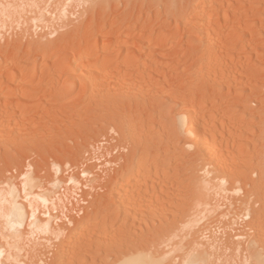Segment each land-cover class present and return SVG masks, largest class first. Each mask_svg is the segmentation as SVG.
<instances>
[{"label": "rangeland", "instance_id": "obj_1", "mask_svg": "<svg viewBox=\"0 0 264 264\" xmlns=\"http://www.w3.org/2000/svg\"><path fill=\"white\" fill-rule=\"evenodd\" d=\"M0 2V191L29 213L0 264H264V0ZM128 88L167 110L98 106Z\"/></svg>", "mask_w": 264, "mask_h": 264}, {"label": "bare ground", "instance_id": "obj_2", "mask_svg": "<svg viewBox=\"0 0 264 264\" xmlns=\"http://www.w3.org/2000/svg\"><path fill=\"white\" fill-rule=\"evenodd\" d=\"M0 3H3V2H0ZM68 3V2H67ZM66 3V4H67ZM68 5V4H67ZM66 5V6H67ZM71 4H69V6H70ZM69 6H67V7H69ZM65 7V6H64ZM7 9V8H6ZM63 9V8H62ZM8 11V10H7ZM63 11V10H62ZM178 10L175 8L174 10H173V12H177ZM63 12H70L69 11V8H66V11L64 10ZM172 11H170L169 13L172 15V13H171ZM68 13H66L67 14V16H68ZM6 14V13H5ZM59 16H61V15H59ZM64 16H65V13H64ZM2 18V17H1ZM59 18V17H58ZM66 18V17H65ZM57 21V20H56ZM55 21V22H56ZM143 22H140L138 25H140V26H143ZM180 30V29H179ZM204 33V32H203ZM168 36H169V33H166V32H161L160 34H157V31H151V32H149L148 34H141V35H139V38H140V46L139 47H137V48H133V50H134V52H137L140 48H142V47H144V46H146V43H149L150 42V45H149V49H151V50H156L157 49V42L159 41V42H161V41H164V40H166L167 38H168ZM117 44V43H116ZM107 45H109V46H107V47H113V46H116L114 43H112V44H107ZM209 51V47L207 48H204L203 47V45L202 44H195L194 46H189L188 48H186V49H183L182 51H184V54L186 55V56H190V55H192V54H194V53H198V52H202L201 54L202 55H207V56H209V57H211L210 56V52H208ZM153 55V54H152ZM155 55V54H154ZM152 58V57H151ZM133 60H136V61H138V62H140L142 59L141 58H139V57H137V56H135V55H133V54H130V55H128L127 56V58H125L124 60H123V62L121 63L122 65L123 64H128V63H131V61H133ZM146 60H148V61H150L151 59H150V56H147V59ZM154 61H156V63H160L161 61L159 60V59H157V60H154ZM102 64V67L103 68H105V66H108V65H111V64H113V62L112 61H110L109 59H107V58H103V59H100L99 60V65H101ZM121 66V65H120ZM34 69H36L35 67H34ZM42 71L45 69V68H43V66H42ZM121 73V71H119V72H117V71H115L114 73H113V75H117V74H120ZM134 74L135 73H132L131 75L132 76H134ZM136 75V74H135ZM143 75V74H142ZM148 75V74H147ZM145 75H143V77H144ZM148 76H150V79H151V77H152V75H148ZM160 76H165V74H160ZM146 78V77H145ZM143 80V78L142 77H139V76H137V83L139 82V81H142ZM145 81V80H144ZM144 81H142V82H144ZM141 82V83H142ZM151 82H152V80L148 83V85H151ZM74 83V82H73ZM92 83L95 85V89H96V84H99V85H101V86H104V84H106L105 83V81H100V79H96V78H94V80L92 81ZM206 82L205 81H203V86L204 87H206ZM121 88L122 87H124V89L128 86V83H126L125 81H121V82H119V84H118ZM157 84L156 83H154L153 84V86H156ZM73 86H74V84H73ZM99 87V86H98ZM97 87V88H98ZM133 87V86H132ZM136 87V86H135ZM102 88H104V87H102ZM106 89H107V87H105ZM104 88V89H105ZM99 89V88H98ZM97 89V90H98ZM197 89H200V86H198L197 87ZM72 90L73 89H71V91L70 92H72ZM100 91V90H99ZM98 91V92H99ZM103 91H104V94H102V101H101V103H100V105H98L99 107H101V109H104L106 112L108 111V110H112L113 108H114V110H116L115 108H118V107H121V108H125V110L127 109V110H133V106H135L134 107V109L137 107V106H140V105H143V106H146V105H148L149 107H153V108H157L159 111H164V110H167L166 109V106H167V103H166V96H164V97H161V98H158V99H153L150 95H149V93L147 92V93H144L143 91L141 92H138V93H136V94H134V93H131V90L128 88V89H126V91H124L123 93H120V94H118V95H116V94H114V93H112V91H109V90H102V93H103ZM168 93H169V95L170 96H172L173 97V93H171L169 90H168ZM68 99L70 98V94L68 93ZM65 98H67L66 96H65ZM101 99V98H100ZM67 104H66V106H64V107H71V106H73V105H75V103H76V100L73 102V99L72 100H67V102H66ZM78 103V102H77ZM82 103L80 102L79 104H78V106L79 105H81ZM77 106V105H76ZM60 108V109H63V110H66V108ZM132 107V108H131ZM126 110V111H127ZM136 110V109H135ZM139 110V109H138ZM105 111H104V114H106L105 113ZM113 111V110H112ZM99 112H101V110H99ZM109 112V111H108ZM132 112H134V111H132ZM137 112V111H136ZM96 113H97V111H96ZM129 114H130V112H128ZM127 113V114H128ZM102 114V113H101ZM108 114V113H107ZM134 114V113H133ZM98 115H100V113L98 114ZM104 115H101V117H103ZM132 116V115H131ZM98 117V116H97ZM127 117V119L129 118V116L127 115L126 116ZM103 118H105V116L103 117ZM106 119V118H105ZM192 119H193V117H191L190 115H188V114H181V115H179L178 116V118L177 119H175V121L173 120V121H171V123H170V125H178L179 127H181L180 129H178V127H177V134H183V132H190V133H186V135L187 134H190V135H192V133L193 134H195V132L194 131H192V126H193V121H192ZM131 123V122H130ZM133 124V123H132ZM187 124H189V126H191V128H189L188 130L186 129H183ZM115 125H118V124H115ZM115 125H114V127H115ZM127 125V124H126ZM195 125V124H194ZM120 126V125H119ZM115 129H116V127H115ZM129 129V128H128ZM185 130V131H184ZM195 130V129H194ZM122 131V130H121ZM197 131V130H196ZM126 133H127V131H126ZM129 133V132H128ZM185 134V133H184ZM197 134L198 135H200V136H203V135H206L207 134V132H203V131H198L197 132ZM29 175V174H28ZM31 175V174H30ZM32 176V175H31ZM30 177V176H29ZM32 178H33V176H32ZM225 180V179H224ZM34 181V180H33ZM201 181V180H200ZM29 182V181H28ZM31 183H32V180L30 181ZM205 182V181H204ZM199 183V182H198ZM201 183V182H200ZM202 183H203V180H202ZM207 184H208V181H207ZM12 185H14V184H10L9 186H11V187H8V189L7 188H5V189H7V191L6 190H4V188H3V191L1 190L0 191V213L6 218V221H7V225L6 226H8L7 228L10 230V228L11 227H14L15 228V226L16 225H19V226H22L24 223H25V221H27V217L29 216V213H28V210H27V206L22 202V201H20V195H19V192H18V190L15 188V186L13 187ZM204 185H206V184H204ZM203 187V186H202ZM206 187V186H205ZM2 189V188H1ZM33 189V188H32ZM29 190H30V187H29ZM28 191V190H27ZM28 194V193H27ZM29 198H31V199H33L32 197H29ZM37 199V198H36ZM38 199H39V197H38ZM50 199V198H49ZM47 201V200H46ZM34 200L33 201H31L30 203L32 204L31 205V208L34 206ZM37 204V203H36ZM35 208V207H34ZM35 209H37V208H35ZM35 209H33L34 211H33V213H31L30 212V217H31V215H32V219L36 216V210ZM29 217V218H30ZM30 218V219H31ZM29 219V220H30ZM37 220V219H36ZM36 223H38V222H36ZM13 229V228H12ZM17 229V228H16ZM14 231H15V229H14ZM15 232H18V230L17 231H15ZM9 251V250H8ZM206 252V251H205ZM6 252H5V249L4 248H0V258H1V256H3L4 254H5ZM194 254V253H193ZM204 254V253H203ZM205 255V254H204ZM5 256V255H4ZM3 256V257H4ZM143 256V255H142ZM142 256L140 257V259H138V260H136V261H127V262H125V263H123V264H148L149 262H146L143 258H142ZM198 256H201V255H198ZM150 258V257H149ZM205 258V257H204ZM146 259V258H145ZM147 261H150L149 259H146ZM189 260H190V258H189ZM152 261V260H151ZM204 262V261H203ZM153 264V263H152ZM158 264V263H157Z\"/></svg>", "mask_w": 264, "mask_h": 264}]
</instances>
